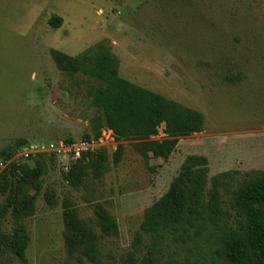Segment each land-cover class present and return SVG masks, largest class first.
I'll return each instance as SVG.
<instances>
[{
    "label": "rangeland",
    "instance_id": "rangeland-1",
    "mask_svg": "<svg viewBox=\"0 0 264 264\" xmlns=\"http://www.w3.org/2000/svg\"><path fill=\"white\" fill-rule=\"evenodd\" d=\"M53 15L62 18L59 27L48 22ZM101 40L118 57L122 77L199 110L204 126L179 137L167 159L150 154L147 165L135 140L120 141L121 159L113 163L118 142L103 129L89 147L106 148L108 171L73 188L62 172L75 150L84 148L94 109L87 79L59 70L50 50L77 55ZM163 128L162 123L153 138L165 137ZM20 140L10 160L54 154L43 188L54 189L56 204L46 202L43 189L26 219L25 261L6 253L0 264L67 260L65 198L85 220L95 218L94 204L101 203L118 225L117 235L100 238L99 262L74 264H131L130 255L138 262L150 241L144 236L135 250L143 211L167 190L185 156L207 157L208 180L226 170L241 178L264 169V0H0V150ZM9 161L0 158V170ZM2 227L12 230L9 215ZM213 248L207 232L196 241L165 240L160 261L212 264Z\"/></svg>",
    "mask_w": 264,
    "mask_h": 264
},
{
    "label": "trees",
    "instance_id": "trees-1",
    "mask_svg": "<svg viewBox=\"0 0 264 264\" xmlns=\"http://www.w3.org/2000/svg\"><path fill=\"white\" fill-rule=\"evenodd\" d=\"M62 18L53 15L48 22L59 27ZM56 67L68 76L77 74L87 79L86 95L94 111L89 118V132L84 139L98 140L103 129L112 131L118 142L112 153L118 163L123 140H135L134 149L147 165L149 155L167 159L175 150L178 138L200 132L204 115L174 99L138 85L119 74V60L107 40L77 55L50 50ZM239 77V76H234ZM164 124L162 139L153 138ZM68 142L71 139L67 140ZM20 140L0 150V158L9 161ZM54 154L10 160L0 170V262L6 253L25 261L30 243L26 219L34 213L35 202L43 191L44 175L53 164ZM106 148L86 151L62 172L63 180L73 188L83 186L88 176L100 179L108 171ZM154 170V167L150 168ZM208 159L202 154L185 156L167 190L143 211L134 247L140 250L144 236H149L146 252L131 264H162L161 245L196 241L207 232L214 244L212 264H264V169L249 170L237 178L233 170L219 172L208 180ZM44 198L55 205V191L46 188ZM95 218L85 220L75 203L62 201L63 239L67 260L74 264L84 259L100 261V238L118 234L115 217L101 204L95 203ZM12 218V230L6 231L2 221Z\"/></svg>",
    "mask_w": 264,
    "mask_h": 264
},
{
    "label": "built area",
    "instance_id": "built-area-1",
    "mask_svg": "<svg viewBox=\"0 0 264 264\" xmlns=\"http://www.w3.org/2000/svg\"><path fill=\"white\" fill-rule=\"evenodd\" d=\"M112 132V131H111ZM93 140L94 139H90V140H83V142H81V144L84 146V148H82L81 150L80 149H76L75 150V152H74V155H73V157H72V161H74V160H76L77 158H79L80 156H81V154L82 153H85L86 151H92V150H90V145H91V143L93 142ZM88 147V148H87ZM71 161V162H72ZM70 162V163H71ZM69 166V165H68ZM68 166H67V168H68ZM66 168V169H67Z\"/></svg>",
    "mask_w": 264,
    "mask_h": 264
}]
</instances>
